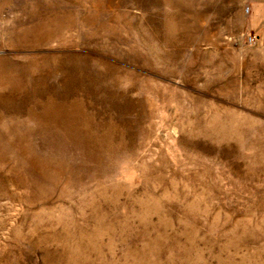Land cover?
<instances>
[{
  "label": "rangeland",
  "instance_id": "rangeland-1",
  "mask_svg": "<svg viewBox=\"0 0 264 264\" xmlns=\"http://www.w3.org/2000/svg\"><path fill=\"white\" fill-rule=\"evenodd\" d=\"M0 264H264V0H0Z\"/></svg>",
  "mask_w": 264,
  "mask_h": 264
}]
</instances>
